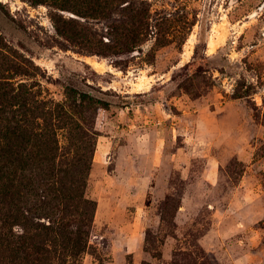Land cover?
<instances>
[{
  "label": "rangeland",
  "instance_id": "obj_1",
  "mask_svg": "<svg viewBox=\"0 0 264 264\" xmlns=\"http://www.w3.org/2000/svg\"><path fill=\"white\" fill-rule=\"evenodd\" d=\"M130 1L151 34L111 53L125 0L87 17L94 0H0V44L29 71L15 81L58 109L61 153L92 157L79 264H264V0Z\"/></svg>",
  "mask_w": 264,
  "mask_h": 264
},
{
  "label": "trees",
  "instance_id": "obj_2",
  "mask_svg": "<svg viewBox=\"0 0 264 264\" xmlns=\"http://www.w3.org/2000/svg\"><path fill=\"white\" fill-rule=\"evenodd\" d=\"M119 2L94 0L77 12L93 15L88 10L96 5L104 14ZM125 2L127 18L109 25L115 42L100 46L102 52L134 51L151 34V7L143 1L141 6ZM6 48L0 44V257L10 264H79L89 246L96 210V201L86 192L92 157L80 156L78 150L60 152L57 132L46 125L47 116L59 115L58 109L38 97L32 85L15 81L17 74L29 71ZM66 91L90 109L109 106L81 87L69 84ZM21 209L32 216L21 214ZM22 219L24 231L18 232Z\"/></svg>",
  "mask_w": 264,
  "mask_h": 264
},
{
  "label": "bare ground",
  "instance_id": "obj_3",
  "mask_svg": "<svg viewBox=\"0 0 264 264\" xmlns=\"http://www.w3.org/2000/svg\"><path fill=\"white\" fill-rule=\"evenodd\" d=\"M95 63H96V64H100V62H99V61H96ZM98 66H99V65H98Z\"/></svg>",
  "mask_w": 264,
  "mask_h": 264
}]
</instances>
